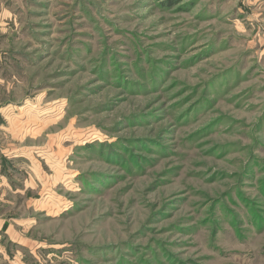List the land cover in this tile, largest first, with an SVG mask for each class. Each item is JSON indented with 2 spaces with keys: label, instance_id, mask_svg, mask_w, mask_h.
I'll use <instances>...</instances> for the list:
<instances>
[{
  "label": "rangeland",
  "instance_id": "rangeland-1",
  "mask_svg": "<svg viewBox=\"0 0 264 264\" xmlns=\"http://www.w3.org/2000/svg\"><path fill=\"white\" fill-rule=\"evenodd\" d=\"M0 264H264V0H0Z\"/></svg>",
  "mask_w": 264,
  "mask_h": 264
}]
</instances>
